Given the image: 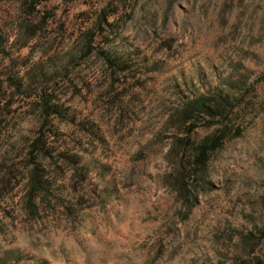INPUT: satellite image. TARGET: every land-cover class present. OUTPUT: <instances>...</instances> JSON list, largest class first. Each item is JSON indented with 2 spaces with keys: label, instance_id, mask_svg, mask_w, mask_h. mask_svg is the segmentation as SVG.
I'll return each mask as SVG.
<instances>
[{
  "label": "rangeland",
  "instance_id": "1",
  "mask_svg": "<svg viewBox=\"0 0 264 264\" xmlns=\"http://www.w3.org/2000/svg\"><path fill=\"white\" fill-rule=\"evenodd\" d=\"M0 264H264V0H0Z\"/></svg>",
  "mask_w": 264,
  "mask_h": 264
},
{
  "label": "trees",
  "instance_id": "2",
  "mask_svg": "<svg viewBox=\"0 0 264 264\" xmlns=\"http://www.w3.org/2000/svg\"><path fill=\"white\" fill-rule=\"evenodd\" d=\"M208 102L214 103L216 105V109H214L213 106L209 105ZM229 104L230 103L228 102V99L226 97L218 95L207 97L206 95H203L199 98L187 102L185 106L179 110L176 121H178L177 123L180 125L181 128H185L188 132H190L194 129L195 121L201 113H207L210 115H214L212 113L214 111L217 113H222L227 110ZM217 143L218 137L211 139L210 143H201L198 146L195 161L199 166L202 167L204 165L209 150L214 149V146ZM32 163L33 165L29 170L28 177L30 199H32L35 195L39 193L42 194L44 197L54 196V193L52 191L47 190L46 182H43V180H41L40 178L42 176V173L39 170V168L42 169L39 166L40 162L32 160Z\"/></svg>",
  "mask_w": 264,
  "mask_h": 264
}]
</instances>
